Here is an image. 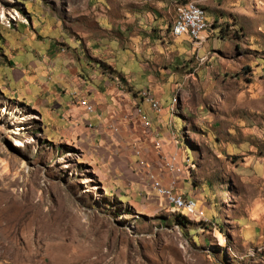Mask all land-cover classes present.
I'll return each instance as SVG.
<instances>
[{
    "label": "rangeland",
    "instance_id": "obj_1",
    "mask_svg": "<svg viewBox=\"0 0 264 264\" xmlns=\"http://www.w3.org/2000/svg\"><path fill=\"white\" fill-rule=\"evenodd\" d=\"M196 3L216 51L143 82L98 0H0V264H264V0Z\"/></svg>",
    "mask_w": 264,
    "mask_h": 264
},
{
    "label": "crops",
    "instance_id": "obj_2",
    "mask_svg": "<svg viewBox=\"0 0 264 264\" xmlns=\"http://www.w3.org/2000/svg\"><path fill=\"white\" fill-rule=\"evenodd\" d=\"M191 1L197 0H98V22L101 28L118 36V41L113 40L115 48L119 49L115 57L122 62L120 69H117L118 73L132 75L131 81L139 78L143 82L149 79L152 81L150 76L155 74L156 69L171 74L174 63L180 64L181 60L196 53L205 55L208 50L209 53L216 51L212 40L214 38H210L216 32V23H213L205 43L201 45L193 42L189 36L179 37L174 34L178 5ZM212 19L216 20L215 16L209 17V22ZM119 43L124 45L118 46ZM171 59L173 64L169 65ZM125 81L128 83L127 78ZM82 85L75 82V86H70L69 90L71 93L77 92L83 89ZM127 85L131 92L137 91L133 82ZM65 101L69 102L67 99L63 103Z\"/></svg>",
    "mask_w": 264,
    "mask_h": 264
},
{
    "label": "built area",
    "instance_id": "obj_3",
    "mask_svg": "<svg viewBox=\"0 0 264 264\" xmlns=\"http://www.w3.org/2000/svg\"><path fill=\"white\" fill-rule=\"evenodd\" d=\"M181 14V23L180 28L176 34L180 36H189L194 38L196 44H203L207 39V34L211 30L209 27V21L207 16V11L202 7H192V5H182V9H179ZM143 99L149 102L154 110L161 109V103L156 100L152 95H146V92L143 93ZM83 104L88 111H94V106L89 104L86 100L83 101ZM148 125L150 122L147 121ZM155 189L159 192L160 195L166 197L168 201L174 204H185L187 209L198 214L197 210V201L193 198H186L183 194L176 193L166 186H164L160 181L155 182Z\"/></svg>",
    "mask_w": 264,
    "mask_h": 264
},
{
    "label": "bare ground",
    "instance_id": "obj_4",
    "mask_svg": "<svg viewBox=\"0 0 264 264\" xmlns=\"http://www.w3.org/2000/svg\"><path fill=\"white\" fill-rule=\"evenodd\" d=\"M185 4H186V5H192V7H202V8H204L203 6H201L200 4H198V3L194 2V1L179 4L178 7H177V9H176V19H175V24H174V27H173V32H174V34H175L176 36H179V35L176 34V33L178 32V30H179V28H180V23H181V14H180L179 9H182V5H185ZM208 21H209V20H208ZM209 27H210V28L212 27V25H211L210 22H209ZM191 39H192L193 42H194V38L191 37ZM146 95H148V94L146 93ZM15 143H16L17 146H21V145H23V143H18V142H15ZM173 206H174V208H176V209H178V210L183 209V210H185V211H187V212H189V213H191V214H195V213H193L192 211L188 210V209H187V206H186L185 204H174Z\"/></svg>",
    "mask_w": 264,
    "mask_h": 264
},
{
    "label": "trees",
    "instance_id": "obj_5",
    "mask_svg": "<svg viewBox=\"0 0 264 264\" xmlns=\"http://www.w3.org/2000/svg\"><path fill=\"white\" fill-rule=\"evenodd\" d=\"M212 27H213V24H212ZM212 27H211V28H212ZM178 122H179V120H178Z\"/></svg>",
    "mask_w": 264,
    "mask_h": 264
}]
</instances>
